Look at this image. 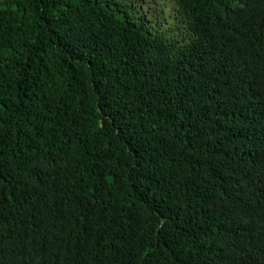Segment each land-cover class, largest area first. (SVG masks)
<instances>
[{
  "label": "trees",
  "instance_id": "trees-1",
  "mask_svg": "<svg viewBox=\"0 0 264 264\" xmlns=\"http://www.w3.org/2000/svg\"><path fill=\"white\" fill-rule=\"evenodd\" d=\"M0 264H264V0H0Z\"/></svg>",
  "mask_w": 264,
  "mask_h": 264
}]
</instances>
